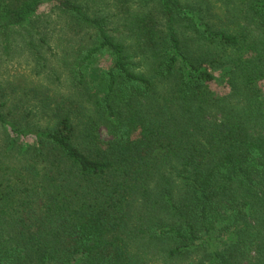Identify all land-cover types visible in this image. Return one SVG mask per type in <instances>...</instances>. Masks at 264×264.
Here are the masks:
<instances>
[{
    "label": "trees",
    "instance_id": "16d2710c",
    "mask_svg": "<svg viewBox=\"0 0 264 264\" xmlns=\"http://www.w3.org/2000/svg\"><path fill=\"white\" fill-rule=\"evenodd\" d=\"M214 1L0 0L3 52L53 3L72 57L0 78V264H264V0Z\"/></svg>",
    "mask_w": 264,
    "mask_h": 264
},
{
    "label": "rangeland",
    "instance_id": "374dc122",
    "mask_svg": "<svg viewBox=\"0 0 264 264\" xmlns=\"http://www.w3.org/2000/svg\"><path fill=\"white\" fill-rule=\"evenodd\" d=\"M215 5V16L222 15L224 5L220 2H215ZM60 22L53 3L40 5L32 27L30 26L34 42L37 43L35 50L30 47L31 51H28V48L23 46L27 45L20 34H14L11 37L14 40L12 51L4 53L0 49V78L7 83L12 82L20 92L28 84H36L48 87L53 92L68 93L70 86L65 64L72 57L67 37L60 31ZM42 36L44 43L40 41ZM47 46H50V49ZM95 64L101 68L106 67L109 64L108 56L99 57ZM223 88L219 83L211 85V90L216 93Z\"/></svg>",
    "mask_w": 264,
    "mask_h": 264
}]
</instances>
